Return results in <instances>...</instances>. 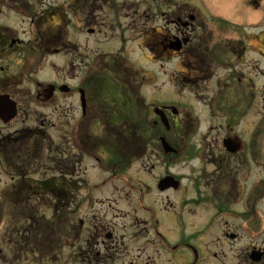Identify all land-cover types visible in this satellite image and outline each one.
Masks as SVG:
<instances>
[{
	"label": "flooded vegetation",
	"instance_id": "1",
	"mask_svg": "<svg viewBox=\"0 0 264 264\" xmlns=\"http://www.w3.org/2000/svg\"><path fill=\"white\" fill-rule=\"evenodd\" d=\"M67 1L64 0L66 8L76 11V13H79V15L81 14V16L67 15L68 21L64 23V27H61L64 29H67L70 24L72 27L71 21L75 19L74 17H78L75 19V27L77 29H91L92 31L90 33L92 35L96 33L97 35H100V38L102 39H110L115 34H120L121 36L123 35L121 32L123 25L128 26L130 24H135L136 26V24H138V31L141 30L139 34L145 41L146 45V66L148 67L146 72L149 79L151 78V81L154 74L150 75L148 73L153 71L155 64H158L163 70L162 77L165 79L164 82H169L170 80L175 83L177 82L179 85L184 82V77L181 76L180 78H177V74L181 72V70L171 72L174 70L169 69L170 62H172L174 57H177L178 62L182 64L186 72L189 73V77H192L193 81L199 82L198 85H201L200 83L202 78L207 77L209 68H211L212 65V62H209L208 60L213 57V54L209 26L202 17V12L200 11V9H202L201 0ZM38 2L39 0H0V51L2 49H7L9 46L16 45V43H14L16 40L24 43L22 38H19L17 35H15L16 38L11 37L10 29L15 31L17 27H20L22 23H24L27 11H29V13L31 12V14L27 13L30 15L29 19L32 23L35 21V18L39 19L38 15H32L33 12H36L35 9L40 10L41 6L39 9L37 8ZM262 2H264V0ZM249 5H252L255 9H259L260 0H249L247 1V6ZM31 9H34V11ZM204 9L205 11H208V5L204 6ZM43 12H45V8L39 14L42 15ZM262 12L263 13L261 14L259 20L254 23L260 24L259 22L261 21L264 25V10ZM93 13H96V15H93ZM244 23H249L247 14L244 16ZM199 24L202 25L203 29L200 35L198 33V29H200ZM54 25H60V21L54 22L53 26ZM31 27L32 24L30 23L29 28ZM107 32L112 33V35L110 37H106ZM32 36L33 35L30 37ZM59 38L60 37H53L52 41L56 42ZM32 41L40 43L42 38L40 36H33ZM111 41H113V39ZM206 41H210L209 47L206 46ZM60 44L62 46L66 45L73 48L72 45H74V41L72 39L65 38L63 42H60ZM246 49L247 46L243 48L244 51ZM21 50L25 52V46H22L17 50L19 60H22L21 63L24 65L25 55L21 52ZM50 51L52 53H58L59 49L54 48ZM9 54L10 53H4L0 56V60L4 61L0 63V102L4 107L7 108L10 103H14L17 108L18 116L20 110L29 108L30 106L52 105L53 113H55L57 107L61 104H65V107L72 106V101L69 100L73 98L74 74L62 72L60 73L61 77L56 75L55 78L44 79L39 75L32 76L29 72L26 75V68H24L23 70L17 71L11 76H8L10 75L8 70L12 65L7 61L9 59ZM96 55L98 60L102 59L103 61L108 60L110 62H112L113 58H127L120 51H115L111 55L110 53L107 54L104 51L94 50L89 52V50H87L85 54L86 57ZM245 63L246 66L250 65L249 61H245ZM84 65L88 69L84 71V78L81 80L84 95L96 100L98 97H104L108 92L109 96L112 97L113 93L116 92L117 87L114 86L113 88H110L105 85V87L102 88L101 85L90 86L84 83L88 81V72L92 70L88 64ZM21 75H23L22 78L15 79L16 76ZM102 79L103 78L100 77L98 81H101ZM108 81H113V79L109 78ZM110 84L112 83L110 82ZM47 85H53V88L50 89ZM139 86L143 87L142 84ZM139 86L137 85V87ZM123 88L124 90H122ZM118 89L119 91L124 92V95H121L120 98H116L121 104L130 100L134 93V87L131 85H124L121 88L119 86ZM258 90L264 92V84L259 85ZM129 91L132 95H129ZM184 113L181 109L180 117L177 120L178 124H189L196 121L200 123L195 114L192 115L187 111V115H184ZM122 115H124V112H122ZM114 117L118 118L123 123H135L133 122V116H129L127 114L121 117L114 115ZM94 118H97V116ZM153 122L156 123L155 120H153ZM10 124L11 122L9 120L4 121L0 119V166H2L3 159L8 152L9 143L11 139H13L11 135L15 134V132L20 129H10ZM184 126L185 129H187V126ZM10 130H13L12 133ZM183 134L186 135V133ZM224 135L222 136V133L216 130L212 136H209L210 141L208 146L210 147L211 156L205 154L203 149H200V147L195 149L196 156L202 157L203 161H208L207 164L209 165V169L207 168V170H211V183L225 189L224 202H222L223 195L221 192L218 193V190L220 189H218V187L215 189L217 190V199L218 203L220 202L219 205L221 208H229L228 206L224 207L223 203L230 205L233 201H238L245 205V209L243 210L245 211L246 205L250 204V202L243 197L233 196V194H235L233 193V183L236 182V180L232 170L233 165L235 164H237L238 169L242 170L243 163L245 166L246 163H248L247 167L250 169L251 165L249 155H251V150L243 149L236 153L226 151L221 144V140ZM134 136L137 137V134ZM182 136V134L178 133V139L173 145L177 154H179L181 149L186 146L185 143H178ZM162 137H165L170 143L173 142L170 139L172 138L171 135L170 137H167L163 134L155 137L154 134H152L150 135L149 140L144 144V149L138 148L136 143L137 140L134 138L130 140V148L125 146V150L129 154L132 153V151H139L141 153H145L147 160H155L157 162V166L152 165L151 169H154V172L158 173L153 185L150 182H146L145 184L144 181L131 183L130 190L127 193L131 194V198L128 197L130 199L126 198L127 200L125 201L127 204V212L114 213L113 216L117 218L110 217L106 220L105 216L107 213L104 212L106 209L104 207L105 200L99 199L95 196V192L92 190L87 193L88 195L85 197L84 203H82L83 214L79 217L80 219H78V226L80 227L79 233H73L75 230V224L73 223V217H71L69 228L70 234L68 244L65 247L69 251L78 248L77 251L81 260L72 261L70 264H90V257L93 259L95 258L94 260L96 264H161L159 258L163 253L166 254V258L170 255L173 257V260L171 258L166 259V262L170 264L198 263L202 251L201 247L198 244V241H194L193 234L188 236L183 234L185 232L183 225L186 230L187 227L184 219L182 221L181 209H178L177 206L184 207L185 205V207H188L187 209H189L190 215L194 217L190 218L193 221L190 223L191 229L199 227L202 220L205 219L204 225L199 232H203L205 236H212V217L217 212L216 208H212L213 198L209 200V204L211 205L213 211L208 212V216H201L199 220L201 211L199 212L198 209H202L201 198L204 197L203 195L207 194L208 191L207 195L212 193L209 188L213 189V185L199 180H183L185 177L184 174L177 172L176 168H174L175 166L170 163V157L174 156L178 159L181 155H170L171 153L169 154L165 151L163 152L160 143V139ZM104 141L111 142L108 139H105ZM66 142L67 144H70L68 150L72 161L74 146L72 139H70L68 135L66 137ZM117 151L115 150V153ZM254 154H256V159H254L253 163L254 166L258 165L259 171H263V175L259 176L260 178H256L254 182V186L258 183L261 184L258 189H263L256 197L257 203V200L264 199V197H260V194L264 192V185L262 184L264 179V165L262 163L260 164L259 150H257ZM17 159L18 153H16L15 149L12 148L8 153V157L4 159V163L6 166L9 165V167H14ZM66 160L67 163L70 162V159L67 156ZM255 161L259 162V164H256ZM150 171L151 170H148L147 172ZM169 172H171L174 178L178 179L180 182L179 184L177 183L176 186L166 187L165 190L161 191L158 187V181L161 177L170 175ZM112 186L114 190L119 189L115 183ZM67 187L69 190L67 202L73 215L77 210H79V205H77L78 199L73 195L74 185L72 180H69ZM94 187H96V185ZM151 193H155L160 198L163 197V210L168 213L170 217H172L174 223L176 224V228L173 229L171 238L169 234L167 232L165 233L159 225V209L154 204L145 202L146 194L148 195ZM256 194V191H252L250 196L255 197ZM191 195L196 196V199H193V196L191 197ZM187 200H189V202H186ZM106 201L107 206L111 207L109 198H107ZM258 215L260 218L261 214L258 213ZM243 216H248V219H252L253 213L244 212V214H242V217ZM163 217L164 223L169 224L170 220L167 216ZM178 224L179 229L177 228ZM194 224L199 225L194 226ZM228 230L229 229H223L221 232L228 233ZM225 236V234H221V238H216V240H213V243L217 244V241L220 239L222 242H229V239ZM138 238L141 239L139 243L137 241ZM233 238L234 237L230 238V242ZM60 248H63V246H60ZM254 249L263 251L262 258L258 262H254L249 258L250 251ZM183 252L186 254L188 252V259L178 260ZM194 252L196 255H194ZM144 253L146 254L143 256ZM240 259V261H236L237 264H264V243L255 245L249 244L243 251H241Z\"/></svg>",
	"mask_w": 264,
	"mask_h": 264
},
{
	"label": "rangeland",
	"instance_id": "2",
	"mask_svg": "<svg viewBox=\"0 0 264 264\" xmlns=\"http://www.w3.org/2000/svg\"><path fill=\"white\" fill-rule=\"evenodd\" d=\"M51 1H58V0H39L37 4V8L40 10H36V12H33L32 15L39 16V19L35 18V21L32 23L30 21V15H28L29 11L26 12V17L24 23L20 27H17L15 31L10 29V36L15 37V35L19 36V38H22V41L24 43L19 42L16 40V45L9 46L7 49H2L0 51V56L4 53H10L9 59L7 60L12 65L10 69L8 70L9 74L8 76H11L13 73L23 70L24 68L26 72H29V74L33 75H39L41 78H55L56 75L58 77H61L62 71L63 73H68L66 71H73L74 74L80 73L83 69L86 70L85 65L83 64L85 61L84 57V47L85 50H89L92 52L93 50H99L104 51L107 54H113L115 51H119L120 47L117 43H115L116 37H112L110 39H102L100 38V35L96 36L87 34L83 31V33H79L77 28L75 27V24L69 25L67 29L61 28L64 27V23L68 21L67 18V11L66 10H50L48 11V16L46 13H43L42 15L39 14L44 8L48 6V4ZM201 6L204 7V3H207V0H201ZM263 0L260 1V8L258 10H250L249 16L250 20L252 21H258L261 17L262 11L264 10V2ZM243 2L244 11H249L248 8H246L247 0H208V6H210V12L205 11V9H200L202 12V17L205 19L207 24L209 23L211 31H210V38L211 43L214 45L212 47V50H215L212 52L213 57L209 58V62H212L211 70H210V77L209 78H202L200 84L199 82H195L192 80V77H189V73L186 72L182 64L178 62L177 57H174L172 62H170V70H174L172 72H175L177 70H181L177 74V78H180L181 76L185 79L183 80L180 85L176 82L172 84V86L164 87L165 89H170L168 92L169 95L172 97L176 96L175 99L176 105L181 106V109L183 110L184 115L187 112H190L192 115H196L198 117V120L200 123L197 122L189 123V124H171V128H175L177 130L176 132H180L183 136L180 138L179 143L192 146V151L195 154L194 157L187 156V161H184L181 158L177 157H170V161L172 160V165H174L177 170V172L186 175L188 171H193V181L199 180L207 183H211L212 178L210 177L211 170H207L208 164L206 161H203L202 157L196 156V148L200 147L202 148L204 153L211 156L210 153V147L208 146L210 137L214 134L216 130L219 128L222 129L227 124L226 121L222 122L219 119L220 115L217 116H211V104L208 100L210 98L211 102L212 100L219 106L227 107L235 105V109L241 108V101L240 97H243V102L248 103L249 111H247L248 117L245 116V121L241 120L239 123V126L237 127L235 123L233 124L230 129L226 130L229 133H232L234 130L237 129L238 133L241 134L243 131V134L246 135L249 134V126H252L257 117L262 113L260 112L261 107H263V96L256 88L255 94L253 93L252 96V90L249 91L247 88H243L244 81L247 80L246 75L249 74L252 81H254L257 85L264 84V57L258 55L254 51H247L245 56L244 54H239V49L242 46V43L245 44L250 42V47L256 46L255 42L257 37L253 38L251 35L248 37L243 35L242 25L241 22H237L240 20L241 17V5ZM34 11V9H31ZM69 13L72 15H79V13H76L70 9H67ZM253 12V13H252ZM31 14V12L29 13ZM93 15H96V13H93ZM47 16V17H46ZM81 16V14L79 15ZM206 17V18H205ZM209 17V18H208ZM77 19L78 17H74ZM75 19L72 20L75 21ZM60 21V25H54V22ZM32 24V29L29 28V24ZM260 29L264 30V25L260 21L259 22ZM200 29H198L199 35L202 33V25L199 24ZM142 28V27H141ZM33 30V34H32ZM125 33H127V36L129 38L128 44L124 46V50L127 51L126 56L137 57L136 59L141 61L142 64H146V61L141 58L144 55H146L144 45L145 41L142 39L141 35L139 34L141 30L138 31V24H130L128 26L123 25V29ZM118 31V28H117ZM255 30L253 28L249 29V32H254ZM250 33V34H251ZM258 34V33H257ZM33 36H40L42 38V41L40 43H35L32 41ZM112 33L107 32L106 37H110ZM248 35V34H246ZM263 34H259L260 41H262ZM126 36V35H125ZM256 36V35H254ZM53 37H60L56 42L52 41ZM98 37V38H97ZM203 37V35H202ZM16 38V37H15ZM65 38L72 39L74 41V48H70V46H62L60 42H63ZM85 38V39H84ZM113 39V41H111ZM76 40H79L80 46L75 45L77 44ZM214 42H217L216 45ZM264 42V39H263ZM25 46V52L21 50V52L24 53L25 57V64L23 65L21 63L22 60H19V56L17 55L18 48ZM206 46H210V41H206ZM261 46H264V43H261ZM143 47V48H142ZM58 48V53H52L50 50ZM1 49V48H0ZM85 51V54H86ZM137 53L139 56H137ZM239 54V55H238ZM100 57V56H99ZM129 57V58H130ZM83 59V60H82ZM73 63H72V61ZM245 60L249 61L251 63V66H246ZM116 61V58L112 59V62ZM4 62L0 60V63ZM125 60H122L121 62L116 61L114 66L116 68L115 71L120 70V75L124 76L125 73H123V68L121 67L125 65ZM122 63V64H120ZM113 64V63H112ZM120 64V65H119ZM100 64H95L93 68L95 70L92 72H88V81L87 84L92 85H98L99 81L98 79L101 77L102 74H104L103 71L98 70L100 69ZM263 66V67H262ZM71 67V68H70ZM252 67V68H251ZM157 67H154V74L156 72ZM262 69V73H260V70ZM130 70V68H129ZM128 70V71H129ZM244 76H243V72ZM242 72V74H241ZM101 74V75H99ZM116 74H118L116 72ZM141 72H138V75H140ZM119 74L117 76H120ZM21 76H16L15 79L22 78ZM25 76V75H24ZM91 78V79H90ZM214 78V80H213ZM216 78L218 79V85H221L222 89H217V91L214 90L213 85L216 82ZM90 80V82H89ZM113 86L118 85L116 84L117 81L113 79V81H110ZM110 82H108V85H110ZM26 84V83H24ZM101 87L104 88L105 85L103 83H100ZM122 87L120 83V88ZM258 87V86H257ZM142 91L148 95L149 99L152 98V92L153 88L151 87V84L145 83L142 87ZM173 93H176V95L173 96ZM129 95H132L129 91ZM215 95V96H214ZM212 96V97H209ZM171 97V98H172ZM209 97V98H208ZM237 97L238 100H237ZM116 98H120V94L118 92H114L113 96L111 97L112 100L115 101V109L118 110L120 107H122V104H120ZM169 98V99H171ZM249 98V100H248ZM103 99L107 103L108 97H103ZM232 102V104H231ZM109 107V105L107 104ZM146 109V108H145ZM142 110L141 107L133 105L132 106V115H133V122L134 126L136 127V130H139V136L138 139L135 137L134 139L137 140V146L139 149H143V145L149 140L150 135L154 134L155 137L158 135H165L167 137H170V131H166L165 128L162 127L161 124L155 125V123L151 120L150 112L146 110ZM224 113L227 112V110H223ZM110 113V111H106ZM76 112L73 111V115H75ZM99 114V111L94 110L91 117H95ZM28 116V124H31L32 127L36 128V125L40 124V121H35V111L26 108L19 111V115L14 119L11 120L10 129H18L19 126L23 124V118L25 116ZM119 117L123 116L122 112L117 113ZM235 117V115H234ZM56 117L51 116V121L45 120L46 123L42 124L41 127L37 126V128L41 129L39 132L46 135V132L48 133V137H45L41 134H34L33 137V143L35 146L29 148V155L27 157L28 162L25 161L24 169L25 172H34L33 176L34 178H43L50 176L51 171L48 170V166L53 167H59V166H65V171H67V160L66 155L63 153V150L65 149L62 147L61 149H57L55 146V143L58 142L59 136H63L62 132L65 134L66 131V121L63 119H55ZM40 119V117H39ZM229 123V122H228ZM264 123V121H263ZM187 126V129H185V126ZM15 126V127H13ZM18 126V127H16ZM55 132H54V130ZM13 130H10L11 132ZM245 130V131H244ZM38 131V130H37ZM82 134L85 135L86 139L88 141H93L90 144L95 143V138L97 135H102L103 138L107 137V134H109V139L115 138L117 140L119 137L114 135L115 133H120V131H117V129L114 126H111L110 124H89L85 123L81 127ZM260 132L264 134V127L260 129ZM183 133H186L184 135ZM33 134V133H32ZM199 134V135H198ZM120 136V134H118ZM172 140V138H170ZM130 143V142H129ZM127 144V148H130V144ZM174 142H172L173 144ZM110 142L101 141V145L98 146V148L103 149L107 153L106 159L109 158L111 161L110 164L114 166H123L127 167L128 170H124L126 172H123L122 175L127 174L129 175L132 173H138V176L140 178V181L150 182L152 185L154 181L156 180V177L158 173L154 172V169H151L152 165L157 166V162L155 160H147L144 153L132 151L130 153L131 159L129 157H124V155H127V153H122L121 151H117L116 157L110 156L108 153V145ZM46 148L49 147L52 150L51 156L52 157V163H49V159L44 161L42 164L38 165L36 163L37 161V155L42 152L43 146ZM121 145H125L123 142L120 141V144L118 145V148ZM126 146V145H125ZM18 148L20 150L21 144L18 145ZM41 149V150H40ZM186 148L182 149V153H185ZM47 151L45 150L44 156L47 157ZM112 153H114L112 151ZM63 154V157H62ZM105 154V153H103ZM138 158L137 161H133L134 157ZM189 155V154H188ZM67 157L71 158L69 155ZM6 158V155L4 159ZM60 158V159H59ZM260 161L264 160V153L259 154ZM123 160V163L121 162ZM74 162H76L74 160ZM238 162V159H237ZM243 163V169H238L237 164L233 165L232 172L235 175L236 182L233 183V196L235 197H243L244 199H247L250 204L247 205L246 208L253 207L254 210L251 213H253L252 219L248 216H243L245 211V205L241 202L232 204L231 207L234 211H240V213L237 215H231L230 213L222 214L221 218L218 219L215 223L212 224V236H194V241H198L200 247H201V255L200 259L197 264H237V260L240 261V253L243 251L249 244H262L264 243V217L263 220L259 218L258 211L264 213V199L257 200L256 203V197L259 194V192L263 189H258L261 184L256 183L254 186V182L256 178H260L259 176L263 175V171H259L258 166H254V164L250 161V169ZM86 167L85 169V179L93 181L94 179L97 180L100 177H102L104 174L103 172H97L93 165L91 164V160L86 157L81 162L80 166ZM127 165V166H126ZM147 168V169H146ZM45 169H47L48 172H43ZM209 169V168H208ZM148 170H151L150 172H147ZM0 171L1 168H0ZM123 171V170H121ZM1 180L4 179V176L0 177ZM28 179V178H27ZM17 180H20L17 182ZM26 180V177L18 178L16 179V183L11 186V188L8 191V194H15V190L19 189L21 190L22 199L21 202L18 205V208L22 210V219H28V215L32 214V206L35 207L36 201L34 200V193L28 192L27 190V184L29 182L24 181ZM120 180L122 181V178L120 177ZM188 184V183H187ZM211 185H213L211 183ZM254 186V187H253ZM216 187H218V193L221 192L223 195L222 202H224V194L225 189L221 188L217 185H213V189L209 188V190L212 191L211 194L203 195L204 197L201 198L202 202V209H198V211H201V214L199 215V220L201 216H208V212L213 211L212 208H216V204L219 205L217 194H216ZM253 187V188H252ZM103 195H107L108 198L111 200V207L107 206V212L111 210V208H122L124 207V201L122 198V195L118 197V193L115 192L114 194H111L112 186L103 187L100 189ZM83 191V190H82ZM252 191H256L257 194L255 197H251L250 193ZM193 196V199H196V196ZM115 198V201L112 199ZM213 198L212 201V208L209 204V200ZM242 199V200H244ZM132 200V199H131ZM241 200V201H242ZM11 201V200H10ZM220 201V200H219ZM145 202H149L154 204L160 212L159 217V225L165 231L167 232L171 238V235L173 234V229L176 228V224L174 223L172 217L169 216L168 213H166L163 210L164 207V200L163 197H158L155 193L146 194L145 196ZM186 202H189L187 200ZM224 207H225V203ZM167 205V203H166ZM220 206V205H219ZM2 208V212L0 213L1 220L4 219V224H0V248H2V253L0 252V264H59V261L57 262H48L47 260H44L47 258V255H44L42 258L39 257V254L36 253V251H30L29 249L35 248L36 245L29 246L30 244L27 243L26 240L19 238L18 240L11 241L12 244L7 245V241L3 239H8L7 236L8 233L10 234L12 231V220H11V211L12 207L11 205H8L6 203V200H4L3 192L0 190V209ZM178 209H181V218L182 221L184 219V222L186 223L187 230L184 228V235L188 236L190 234L195 235L196 232H199L205 222V219L202 220L199 227H196V229H191L190 223L193 222L190 218H194L192 215H190L188 207L184 205L177 206ZM35 212L33 213L34 218H37L39 221H43V219H39L38 215L40 214V210L37 208L34 209ZM162 212V213H161ZM16 213V212H15ZM110 214V212L108 213ZM171 215V214H170ZM225 215V216H223ZM167 216V218L170 220L169 224L164 223V217ZM196 220V219H195ZM198 221V220H196ZM178 222V221H177ZM4 225H7V230L10 228V231L4 232ZM199 224H194V226ZM58 228H61L60 224H57ZM193 226V227H194ZM248 226H251L253 229H257V232L255 230H251L254 234H250L247 228ZM177 228L179 229V224L177 225ZM44 230V228H42ZM223 229H229L228 233L221 232ZM247 229V230H245ZM245 230V231H243ZM45 231V230H44ZM50 231V230H47ZM53 231V230H52ZM225 234L226 238L229 239L228 241H223L220 239L217 241V244L213 243V240H216V238H221V234ZM16 233L15 231L13 232ZM230 235H234L233 240L230 242ZM20 236V234L18 235ZM203 236V237H201ZM188 238V237H186ZM212 239V240H211ZM65 238H60L58 235L54 239V244H59L57 246H63L61 251L57 252V258L60 261H67V254L70 253L68 249H66V245L64 244ZM141 239L138 238L137 241L139 243ZM225 242V243H224ZM215 254V255H214ZM145 255V254H144ZM54 257V254H53ZM94 257V256H93ZM171 258L173 260V257L170 255L166 258V254H162L159 258L161 261V264H170L166 262V259ZM95 259V258H94ZM92 257L89 258L90 264H96L95 260ZM188 259V254L182 253L181 257L178 260H186ZM164 262V263H163Z\"/></svg>",
	"mask_w": 264,
	"mask_h": 264
},
{
	"label": "water",
	"instance_id": "3",
	"mask_svg": "<svg viewBox=\"0 0 264 264\" xmlns=\"http://www.w3.org/2000/svg\"><path fill=\"white\" fill-rule=\"evenodd\" d=\"M12 115V114H11ZM228 143V142H227ZM229 147V150H235L236 148H230V146H228ZM254 259H259V254H257V256H255L254 255Z\"/></svg>",
	"mask_w": 264,
	"mask_h": 264
},
{
	"label": "trees",
	"instance_id": "4",
	"mask_svg": "<svg viewBox=\"0 0 264 264\" xmlns=\"http://www.w3.org/2000/svg\"><path fill=\"white\" fill-rule=\"evenodd\" d=\"M50 226H51V223H47V222H46V223L43 224V228H47V227H50ZM52 227H53V226H52Z\"/></svg>",
	"mask_w": 264,
	"mask_h": 264
},
{
	"label": "bare ground",
	"instance_id": "5",
	"mask_svg": "<svg viewBox=\"0 0 264 264\" xmlns=\"http://www.w3.org/2000/svg\"><path fill=\"white\" fill-rule=\"evenodd\" d=\"M257 46H258V44H257Z\"/></svg>",
	"mask_w": 264,
	"mask_h": 264
}]
</instances>
